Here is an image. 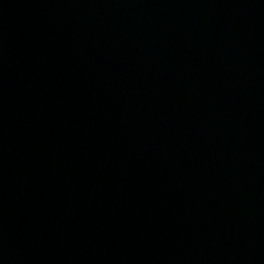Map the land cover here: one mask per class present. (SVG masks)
I'll use <instances>...</instances> for the list:
<instances>
[{"label":"water","instance_id":"95a60500","mask_svg":"<svg viewBox=\"0 0 264 264\" xmlns=\"http://www.w3.org/2000/svg\"><path fill=\"white\" fill-rule=\"evenodd\" d=\"M0 264H264V0H0Z\"/></svg>","mask_w":264,"mask_h":264}]
</instances>
